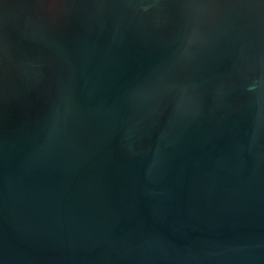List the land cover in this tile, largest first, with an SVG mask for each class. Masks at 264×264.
<instances>
[{
    "label": "water",
    "instance_id": "water-1",
    "mask_svg": "<svg viewBox=\"0 0 264 264\" xmlns=\"http://www.w3.org/2000/svg\"><path fill=\"white\" fill-rule=\"evenodd\" d=\"M0 264H264V0H0Z\"/></svg>",
    "mask_w": 264,
    "mask_h": 264
}]
</instances>
